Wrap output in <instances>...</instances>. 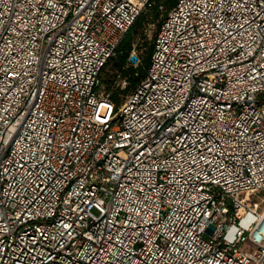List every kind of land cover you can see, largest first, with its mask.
Here are the masks:
<instances>
[{
    "label": "built area",
    "instance_id": "2783aa9c",
    "mask_svg": "<svg viewBox=\"0 0 264 264\" xmlns=\"http://www.w3.org/2000/svg\"><path fill=\"white\" fill-rule=\"evenodd\" d=\"M152 3L0 0V264H264V0L171 1L123 94Z\"/></svg>",
    "mask_w": 264,
    "mask_h": 264
},
{
    "label": "trees",
    "instance_id": "16d2710c",
    "mask_svg": "<svg viewBox=\"0 0 264 264\" xmlns=\"http://www.w3.org/2000/svg\"><path fill=\"white\" fill-rule=\"evenodd\" d=\"M171 1L173 0H153V3L144 9V11H147L150 14L148 15V18L157 19L158 24L150 40V43L146 47L143 54L137 55L139 62L135 67L128 63L129 61L128 54L133 46L132 45L133 35L136 33V31L142 29L143 22L147 20V17L141 14L142 12L135 18L132 25L123 34L121 40L118 43L119 45L117 46L116 54L108 59L104 69L106 68L108 62H110L113 58L115 59L117 58L116 61L117 67L114 69V71H120L122 77L127 81L126 86L122 90L123 94H127L128 92H130V90L133 89L134 86L145 77V72L148 63L150 62L149 58L151 53L152 42L156 35L159 24L163 16H165V11L171 6ZM159 3H162L164 5L165 10L163 11L159 10L158 8Z\"/></svg>",
    "mask_w": 264,
    "mask_h": 264
},
{
    "label": "rangeland",
    "instance_id": "374dc122",
    "mask_svg": "<svg viewBox=\"0 0 264 264\" xmlns=\"http://www.w3.org/2000/svg\"><path fill=\"white\" fill-rule=\"evenodd\" d=\"M141 14L146 16L147 20H145L143 22L142 29L136 31V33L133 35V39H132V45L133 46H132V48L135 50L136 55L143 54L146 47L150 43V40H151V38H152V36L156 30V26L158 24L157 19L148 18V15H150V14L147 11L143 10ZM116 61H117V58L116 59L113 58L110 62H108L106 68L103 71V75H104L103 77L105 78V80L108 81V78H111L112 76H114V72H115L114 69L117 67ZM259 197L264 199V191L260 192ZM243 248L247 249L248 244H244Z\"/></svg>",
    "mask_w": 264,
    "mask_h": 264
},
{
    "label": "water",
    "instance_id": "95a60500",
    "mask_svg": "<svg viewBox=\"0 0 264 264\" xmlns=\"http://www.w3.org/2000/svg\"><path fill=\"white\" fill-rule=\"evenodd\" d=\"M131 59L134 60V57H132ZM226 211H227L226 208L223 209V212H226ZM213 228H214L213 225H209V226H208V230H209V231H212Z\"/></svg>",
    "mask_w": 264,
    "mask_h": 264
}]
</instances>
